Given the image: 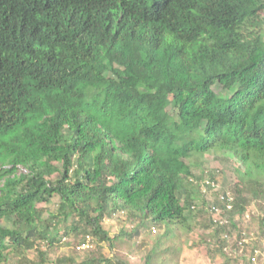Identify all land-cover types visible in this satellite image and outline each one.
<instances>
[{"label": "trees", "instance_id": "16d2710c", "mask_svg": "<svg viewBox=\"0 0 264 264\" xmlns=\"http://www.w3.org/2000/svg\"><path fill=\"white\" fill-rule=\"evenodd\" d=\"M211 150L247 176L226 189L228 227L208 200L191 207L205 175L192 158ZM252 197L264 201V0H0L1 264H127L96 246L112 245L102 223L117 211L132 236L167 226L155 245L172 224L212 227L207 252L243 264L221 237ZM87 235L85 255L50 259Z\"/></svg>", "mask_w": 264, "mask_h": 264}, {"label": "rangeland", "instance_id": "374dc122", "mask_svg": "<svg viewBox=\"0 0 264 264\" xmlns=\"http://www.w3.org/2000/svg\"><path fill=\"white\" fill-rule=\"evenodd\" d=\"M102 72L105 76L111 75L110 71L102 68ZM219 89V86L215 87ZM165 98V97H164ZM165 102L164 104H166ZM162 105L163 112L172 115V119L177 121V112L173 105ZM161 110V111H162ZM196 131H193L194 134ZM200 133V132H199ZM192 160L198 164L194 166L195 173H201V169L214 171L219 177L221 186L223 189L228 188V184L238 183L246 180L247 176L244 173V166H240L235 158H229L226 151L216 152L211 150L206 154H195ZM21 169V168H19ZM199 194H197V197ZM60 199L54 197L51 202L43 204L46 209L53 212L56 211L57 204ZM264 201H257L253 197L250 198V207L248 213L251 216L250 222L246 223V227L249 230L258 231V218L257 211L261 210V205ZM263 212V211H261ZM48 215V214H47ZM192 224H195L194 221ZM103 227L109 232L112 237V245L109 242H97V245L102 246L103 254L107 258H111L115 262L125 261L127 264H146L147 253L153 252L155 255V263L157 264H237L235 261L226 259L219 252H213L209 254L207 249L212 247L211 243L214 237V229L212 227H201L197 224L194 225L192 230L189 231L188 226L178 224H172L169 226L168 238L162 239L159 244L155 245L158 238L161 239L165 229L168 227L165 225L150 226L149 229H143V232L147 233L140 236H132L137 227V223L131 225L127 224L124 211H117L113 215H108L104 218ZM150 224L147 223V227ZM61 233V230H60ZM59 233V234H60ZM69 240L73 237H66ZM168 239V240H167ZM73 241V240H71ZM67 242V240H66ZM64 240L61 244L56 245L50 252V259L53 261L58 257L74 255L79 252V256L85 255L82 252V248L78 246L76 250L73 244L66 243ZM90 247H93L92 244ZM41 249H47V246L40 245ZM80 249V250H79ZM29 258H35V251L30 250L28 253ZM12 261V260H11ZM154 262V260H152ZM13 263L15 261L13 260ZM1 264V263H0ZM261 264V263H260ZM264 264V260H262Z\"/></svg>", "mask_w": 264, "mask_h": 264}, {"label": "built area", "instance_id": "2783aa9c", "mask_svg": "<svg viewBox=\"0 0 264 264\" xmlns=\"http://www.w3.org/2000/svg\"><path fill=\"white\" fill-rule=\"evenodd\" d=\"M198 186V190L201 192L203 198L212 203L209 208L210 217L213 219L215 224H220L228 227L230 225V218L236 221L239 219L238 215L230 216V211L234 210L233 196L227 190L223 189L218 181L211 179L209 175L204 176L198 181H195ZM218 195V196H215ZM221 203L224 205V212L220 210L216 203ZM204 204L200 205L201 208ZM193 208H197V205H193ZM251 216L246 213L245 218L242 219L239 228L233 229L230 232H225L222 234V239L225 242L224 252L226 255H232L239 258L240 261H244L243 264H259L260 256L264 257V239L261 240L262 247L255 246L259 236L252 230L246 227V223H249ZM243 224V226H242ZM92 237L87 235V240L81 244L82 249L88 248L91 245ZM247 247L250 250L247 251ZM262 248V249H261ZM246 260H244V258Z\"/></svg>", "mask_w": 264, "mask_h": 264}, {"label": "clouds", "instance_id": "9594fccd", "mask_svg": "<svg viewBox=\"0 0 264 264\" xmlns=\"http://www.w3.org/2000/svg\"><path fill=\"white\" fill-rule=\"evenodd\" d=\"M204 176H206V175H209L210 176V173H211V171H209V170H205L204 169ZM218 175V174H217ZM215 173H214V176L213 177H216V181H218L219 183L221 182L220 181V179H219V177L217 176ZM211 177V176H210ZM193 183H195V180L193 181ZM196 184V183H195ZM221 184V183H220ZM196 203H194V204H191V207L193 208V205H197V206H200V205H202V204H204V201H205V198H203V196H202V194H201V192L198 190V186L196 185ZM197 194H199V196L197 197ZM193 209H195V208H193ZM108 216V215H107ZM106 216V217H107Z\"/></svg>", "mask_w": 264, "mask_h": 264}]
</instances>
